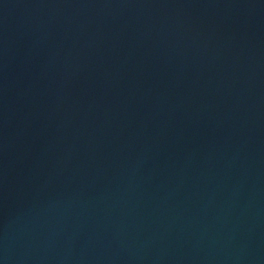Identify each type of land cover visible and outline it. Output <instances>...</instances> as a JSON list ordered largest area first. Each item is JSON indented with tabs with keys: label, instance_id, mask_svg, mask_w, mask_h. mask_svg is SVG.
I'll use <instances>...</instances> for the list:
<instances>
[{
	"label": "water",
	"instance_id": "obj_1",
	"mask_svg": "<svg viewBox=\"0 0 264 264\" xmlns=\"http://www.w3.org/2000/svg\"><path fill=\"white\" fill-rule=\"evenodd\" d=\"M0 264H264V0H0Z\"/></svg>",
	"mask_w": 264,
	"mask_h": 264
}]
</instances>
